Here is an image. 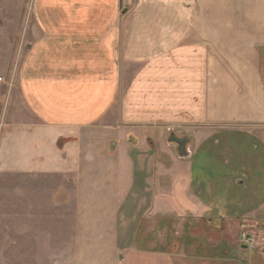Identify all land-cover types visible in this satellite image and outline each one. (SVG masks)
<instances>
[{"label": "crops", "instance_id": "crops-1", "mask_svg": "<svg viewBox=\"0 0 264 264\" xmlns=\"http://www.w3.org/2000/svg\"><path fill=\"white\" fill-rule=\"evenodd\" d=\"M13 56L10 264H264V0H0Z\"/></svg>", "mask_w": 264, "mask_h": 264}, {"label": "rangeland", "instance_id": "rangeland-1", "mask_svg": "<svg viewBox=\"0 0 264 264\" xmlns=\"http://www.w3.org/2000/svg\"><path fill=\"white\" fill-rule=\"evenodd\" d=\"M16 61H18V57H12V63L10 64V67L7 72H3L2 75H0L2 78L0 80V140L3 138L5 134H3L2 131V123L9 122L8 120H4L3 116L5 112H9V105L11 104V98H10V90L15 88L16 79H17V66ZM4 81V83H3ZM216 150V149H215ZM210 158H205L204 160L207 163V169H206V181L213 184L215 181H219L220 183H225L224 180L220 179V170L215 167L213 168L212 165L215 161H218L216 159V155L212 152H209ZM2 158L6 159V156L0 153V264H10V241H11V222H12V214H11V208L14 207V222L20 224L24 229L26 224L32 225L33 217H30L29 214H21L23 211H20L18 206L26 207L31 204V201H27L24 197L22 200L18 199L14 200V203L12 204V191H11V185H10V173L9 169L5 167H1V161L7 162L2 160ZM240 156L239 154L235 157V160H239ZM244 158V155H241V159ZM216 168V174L215 177H213V171ZM253 168V170H252ZM257 168L255 167H248V170H252V172ZM237 170L240 168L236 167ZM227 175V174H226ZM228 177V176H227ZM215 179V180H213ZM213 180V181H211ZM235 187V186H234ZM247 187V183L244 185H239V189ZM237 188V187H235ZM15 195V194H14ZM25 196V195H24ZM31 200V199H30ZM212 201V199H211ZM28 204V205H27ZM18 205V206H17ZM121 228H124V225H121ZM249 249V248H248ZM249 251H253V249H249ZM128 262V259L126 260L125 264Z\"/></svg>", "mask_w": 264, "mask_h": 264}, {"label": "water", "instance_id": "water-1", "mask_svg": "<svg viewBox=\"0 0 264 264\" xmlns=\"http://www.w3.org/2000/svg\"><path fill=\"white\" fill-rule=\"evenodd\" d=\"M168 141L170 142V143H176L177 145H178V153H179V155L180 156H183L184 155V153H185V143H186V141H185V138H183V139H179V138H177V137H175L174 135H171L170 137H169V139H168Z\"/></svg>", "mask_w": 264, "mask_h": 264}, {"label": "built area", "instance_id": "built-area-1", "mask_svg": "<svg viewBox=\"0 0 264 264\" xmlns=\"http://www.w3.org/2000/svg\"><path fill=\"white\" fill-rule=\"evenodd\" d=\"M263 72H264V68H263ZM257 242L258 241L251 236H245L243 239V244L245 245V247L253 250L256 248Z\"/></svg>", "mask_w": 264, "mask_h": 264}]
</instances>
